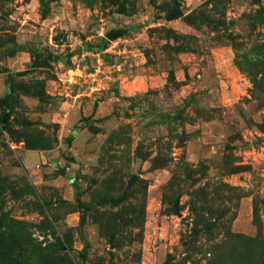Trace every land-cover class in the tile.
<instances>
[{
    "label": "rangeland",
    "instance_id": "1",
    "mask_svg": "<svg viewBox=\"0 0 264 264\" xmlns=\"http://www.w3.org/2000/svg\"><path fill=\"white\" fill-rule=\"evenodd\" d=\"M0 264H264V0H0Z\"/></svg>",
    "mask_w": 264,
    "mask_h": 264
},
{
    "label": "water",
    "instance_id": "2",
    "mask_svg": "<svg viewBox=\"0 0 264 264\" xmlns=\"http://www.w3.org/2000/svg\"><path fill=\"white\" fill-rule=\"evenodd\" d=\"M117 33L115 34H108V38H113V37H116Z\"/></svg>",
    "mask_w": 264,
    "mask_h": 264
}]
</instances>
